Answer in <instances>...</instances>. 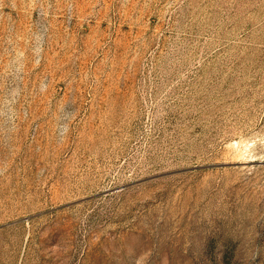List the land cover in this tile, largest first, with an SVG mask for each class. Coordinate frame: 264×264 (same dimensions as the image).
<instances>
[{
	"label": "rangeland",
	"instance_id": "1",
	"mask_svg": "<svg viewBox=\"0 0 264 264\" xmlns=\"http://www.w3.org/2000/svg\"><path fill=\"white\" fill-rule=\"evenodd\" d=\"M0 264H264V0H0Z\"/></svg>",
	"mask_w": 264,
	"mask_h": 264
}]
</instances>
